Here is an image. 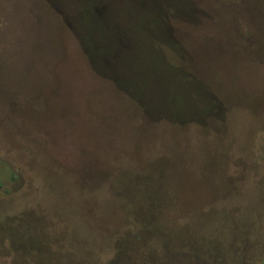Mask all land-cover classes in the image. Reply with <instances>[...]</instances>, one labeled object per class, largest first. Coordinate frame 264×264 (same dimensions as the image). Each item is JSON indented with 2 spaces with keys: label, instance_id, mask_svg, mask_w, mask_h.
Returning <instances> with one entry per match:
<instances>
[{
  "label": "rangeland",
  "instance_id": "1",
  "mask_svg": "<svg viewBox=\"0 0 264 264\" xmlns=\"http://www.w3.org/2000/svg\"><path fill=\"white\" fill-rule=\"evenodd\" d=\"M88 1L0 0V264H264V0Z\"/></svg>",
  "mask_w": 264,
  "mask_h": 264
},
{
  "label": "trees",
  "instance_id": "2",
  "mask_svg": "<svg viewBox=\"0 0 264 264\" xmlns=\"http://www.w3.org/2000/svg\"><path fill=\"white\" fill-rule=\"evenodd\" d=\"M91 1H95V0H89L88 2ZM88 10L87 13L85 12V14L89 15V20H93L96 21L97 23L100 21L102 22L100 19H98L97 17L94 16L93 11L90 9L89 7V3H88ZM82 11V10H81ZM79 11L78 13L82 12ZM71 13V12H70ZM74 21L75 24L77 26V29L79 31V33H76L78 36V40L81 44V48L83 50V53L85 55V57L87 58L90 67L92 68V70L98 75L101 76L102 78L105 76L110 75L108 73L109 66L115 61L117 66L119 67L120 70L124 69V66L122 65V63H128V59L131 57V55H129L126 58H119L117 55H114V53L116 54L115 49L118 48V43L112 38V34L109 31V27L107 24L105 23H100V39H102L103 43L100 44V40L97 39L96 36L93 32L91 33V31H87V32H83L81 30H79L78 28V20L82 19L76 15L71 13L70 15ZM91 17V18H90ZM115 51V52H114ZM120 61V62H119ZM135 61V60H134ZM133 67H140L142 65H140L138 63V61L133 62L132 64ZM144 71H140L138 74V77H135L134 83L135 85H137V88L139 90H143L145 89V84H144V75H141ZM145 73V72H144ZM116 84V82H115ZM117 88H119L120 90H122L126 95H128L129 97H131L132 99L135 97L131 94L128 93L126 90H123L119 85H116Z\"/></svg>",
  "mask_w": 264,
  "mask_h": 264
}]
</instances>
